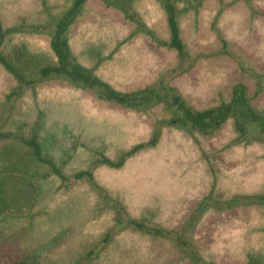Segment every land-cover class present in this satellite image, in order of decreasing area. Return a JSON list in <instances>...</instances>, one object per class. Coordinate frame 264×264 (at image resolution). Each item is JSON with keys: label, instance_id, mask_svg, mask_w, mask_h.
Returning <instances> with one entry per match:
<instances>
[{"label": "rangeland", "instance_id": "obj_1", "mask_svg": "<svg viewBox=\"0 0 264 264\" xmlns=\"http://www.w3.org/2000/svg\"><path fill=\"white\" fill-rule=\"evenodd\" d=\"M109 1L86 0L70 34L78 62L92 67L111 56L97 70L100 79L122 92L168 85L194 110L229 102L241 84L251 106L264 110V0H177L184 56L144 34L129 41L136 25L119 10L129 0H112L118 9ZM72 2L0 0V21L4 29L51 27ZM131 8L157 40L170 39L154 0ZM48 44L46 35L8 34L2 51L26 46L49 54ZM16 87L0 66V134L11 135L0 139L1 262L35 252L32 264H191L175 234L201 264L264 260V206L207 209L188 227L204 198L264 194V139L235 144L231 120L209 136L186 133L168 126L172 112L162 105L124 111L55 81L6 100ZM158 132L156 145L146 147ZM27 139L46 164L30 154ZM80 172L89 176L75 180Z\"/></svg>", "mask_w": 264, "mask_h": 264}, {"label": "trees", "instance_id": "obj_2", "mask_svg": "<svg viewBox=\"0 0 264 264\" xmlns=\"http://www.w3.org/2000/svg\"><path fill=\"white\" fill-rule=\"evenodd\" d=\"M136 1L137 0H132V6ZM154 1L156 2L158 10L166 17L170 39L167 42L157 40L151 29L142 22H138V20L134 19L131 12H128L129 8L132 9V6H130L131 1L129 0L124 3L122 9H119L122 11L125 20L136 25L135 31L132 32V35L128 36V40L133 41L139 34H144L153 39L158 46L174 50L180 56H184V46L180 38V26L178 24V15L181 13L177 8L178 1ZM85 3L86 0H73L71 6L67 8L62 15L57 19H51L53 22L51 27L31 26L27 29L21 27L4 29L0 21V66L11 76L12 81L17 84V87L12 90L6 100L16 96L25 97L23 95L25 92H31V94H33L31 89L34 88V86H40L45 82L55 81L69 85L72 88L81 89L87 94L94 96L101 104L105 102L108 106L116 107L121 110L123 109L124 111L131 110L132 112L143 113L156 106L162 105L167 111L172 112L173 118L169 121L168 126L186 133L192 134L195 132L202 136H209L223 124L227 123L228 120H231L232 129L235 134H237L235 144L243 143L244 145H250L261 142V138L264 139V110H258L251 106V99L247 96L246 87L241 84L233 86L232 96L229 102L221 103L219 106L206 110H194L188 105L182 95L168 85H161L160 87H155L156 85H154L140 90L122 92L100 79L97 75V70L105 65L111 56H100L97 61L94 60V66L88 67L82 62L81 58V61L78 62L79 59L77 60L78 57H75V53L70 44L71 30L76 25V21L78 17H80ZM114 3L115 2L110 0L109 4L106 6L118 9ZM24 33L48 36L50 53L30 52L26 46H22V48L18 47L12 50L10 55L4 54L2 46L8 34L17 35ZM221 43L224 49L222 54L227 55L225 51L227 44L224 40H222ZM155 134L147 143L146 147L153 148L156 145V136H159V132ZM248 134L249 138L247 137ZM9 136L0 134V139H8ZM23 142L29 147L28 151L32 154L34 159L36 158V160H38L40 152L36 148V141L27 139ZM142 148L144 149L145 146L140 144L129 153H136ZM38 161H40V159ZM40 162L41 164H46L44 161ZM104 162L113 168L122 166V162L118 164H112V162L108 160ZM84 176H89V173L80 172L76 174L74 178L75 180H79L84 178ZM239 205L247 207L259 206L261 208V206H264V194L251 196L250 198H247V196H235L223 202L219 200H209V204L207 203V199L204 198L198 208L194 210V212L198 211L197 215L194 216V214H191L189 217V222L191 223L188 227L191 225L194 227L196 220L201 214L203 215L204 212H207V209L215 208L222 211L223 209H230ZM130 226L134 227L132 221H130ZM136 227L149 236H163L162 233L164 230L160 228H143L139 224ZM262 229L263 228H261V230ZM168 235L173 236L174 234L168 232ZM175 235H177L179 240L176 242L177 249H180L181 252H186L185 257L189 259L191 264H201L202 260L190 247L189 243H187L185 239H182L181 236H178V234ZM12 241L14 240L12 239ZM34 253L35 252L17 259L13 264H32L31 261L35 260V257H32ZM0 264L6 263L0 261ZM246 264H264V260L262 259V262H255V260L253 261V259L250 258Z\"/></svg>", "mask_w": 264, "mask_h": 264}]
</instances>
